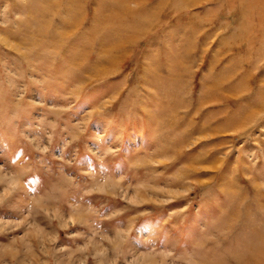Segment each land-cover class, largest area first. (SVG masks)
I'll return each mask as SVG.
<instances>
[{"label":"rangeland","instance_id":"374dc122","mask_svg":"<svg viewBox=\"0 0 264 264\" xmlns=\"http://www.w3.org/2000/svg\"><path fill=\"white\" fill-rule=\"evenodd\" d=\"M0 264H264V0H0Z\"/></svg>","mask_w":264,"mask_h":264}]
</instances>
